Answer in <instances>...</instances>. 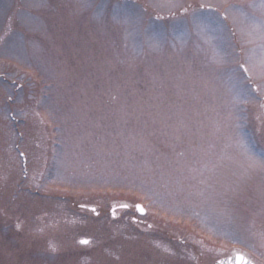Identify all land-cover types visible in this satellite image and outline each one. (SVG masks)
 <instances>
[{"label":"rangeland","instance_id":"374dc122","mask_svg":"<svg viewBox=\"0 0 264 264\" xmlns=\"http://www.w3.org/2000/svg\"><path fill=\"white\" fill-rule=\"evenodd\" d=\"M249 2L0 0V264H264V174L242 175L234 143L238 127L264 151V80L210 65L217 45L259 55V30L229 7ZM168 116L192 128L175 151ZM165 158L169 172L218 164L230 217L162 180Z\"/></svg>","mask_w":264,"mask_h":264},{"label":"snow or ice","instance_id":"6c2138e0","mask_svg":"<svg viewBox=\"0 0 264 264\" xmlns=\"http://www.w3.org/2000/svg\"><path fill=\"white\" fill-rule=\"evenodd\" d=\"M201 7H204V5H201ZM229 7L236 8L239 12V15L243 17L244 20H246L254 29L259 30L260 43L255 45L256 48H259V55H256L254 49L251 51L241 49V51L244 52L243 62H241V60L236 59L232 53L225 51L224 49L220 48L219 45H217L214 48V55L210 59V65L215 71L225 63H228L230 60L234 62L238 69L242 71L241 73L233 71L228 78L229 82L236 80L240 74H243L244 78L249 83H251L254 77L264 80V0H259V2H257V0H250V2L247 4V7L253 10L252 13L245 12L243 6L241 5H229ZM257 9H259L260 13L259 19H257L255 14ZM199 23L202 29H208L209 31L213 30L208 28V25L213 23L212 21H200ZM249 35H251V33H249ZM146 43L149 48L160 46V42L152 37H149ZM246 43L251 44L252 41L248 40ZM234 87L235 85H232V88ZM162 119H164L165 128L171 129L169 134L172 141L171 147L175 151L176 146L182 143L183 137L191 135V125L185 119L179 117L175 124L168 123V120L171 119V116L166 118L162 117ZM130 140L134 148L144 149L147 147L142 135L139 137L132 136L130 137ZM234 143L239 149L240 156L243 158V162L240 164L242 175L250 173L264 174V151L259 153L255 152L254 146L250 145L244 139V137L239 134L238 127L236 129V138L234 139ZM70 151H72V154L75 155L74 150ZM98 151H103V149H98ZM186 151H190L193 155H195V151L193 150L191 144H189L187 150L176 152L175 155L178 157H184ZM172 163L173 162H170L167 160V158H165L164 164L158 165V167L162 169L160 171V178L162 180H164L166 183H172L179 186L180 190H184V181H189L187 184V191L190 196L195 195L201 198V201L212 208L213 211L218 210L223 216L230 217L227 207H220V205L223 204L224 193L217 190L216 182L214 180V173L216 168L219 166L218 164H212L211 167L202 165L200 168L188 163L183 165L175 164L170 172L163 170ZM141 170L148 172L152 171V169L147 168L146 166L142 167ZM185 170L188 173L187 175H184ZM205 171L209 173L207 176H205ZM193 180L196 181V183H190V181ZM122 207H128V205H122ZM137 209L141 212L144 210L139 205L137 206ZM258 235L261 239L262 246H264V231L260 232ZM81 243H88V241L82 240ZM239 259L243 261V264H252L251 260H247L243 256H239Z\"/></svg>","mask_w":264,"mask_h":264},{"label":"water","instance_id":"95a60500","mask_svg":"<svg viewBox=\"0 0 264 264\" xmlns=\"http://www.w3.org/2000/svg\"><path fill=\"white\" fill-rule=\"evenodd\" d=\"M122 205H124V204H120V205H117V206H115V207H112V208L110 209V213H111V215L113 214V212H114L115 209H123V208H126V207H122ZM138 205H139L140 207H142L140 204H136V205H135V209H136V211H137L139 214H144L145 210H143L142 212L139 211V210L137 209V206H138ZM83 207H86L87 209H89V210H91V211H93V212L96 213V211H95V207H93V206H83ZM142 208H143V207H142ZM112 216H113V215H112ZM82 240H87V241H88V239H80V240H79L80 243H81ZM82 244H86V243H82ZM239 256H242V255H240V254H235L234 256L221 258V259H218L214 264H243V261L239 259ZM243 257H244V256H243ZM244 258H245V257H244ZM245 259H246V258H245ZM252 264H253V263H252Z\"/></svg>","mask_w":264,"mask_h":264}]
</instances>
